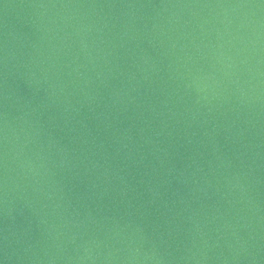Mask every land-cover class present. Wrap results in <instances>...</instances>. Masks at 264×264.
<instances>
[{
    "label": "water",
    "instance_id": "1",
    "mask_svg": "<svg viewBox=\"0 0 264 264\" xmlns=\"http://www.w3.org/2000/svg\"><path fill=\"white\" fill-rule=\"evenodd\" d=\"M0 264H264V0H0Z\"/></svg>",
    "mask_w": 264,
    "mask_h": 264
}]
</instances>
